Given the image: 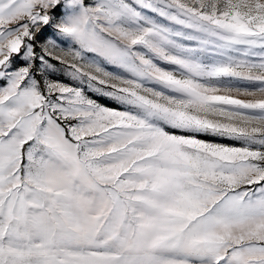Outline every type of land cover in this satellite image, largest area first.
Returning a JSON list of instances; mask_svg holds the SVG:
<instances>
[{"label":"rangeland","instance_id":"obj_1","mask_svg":"<svg viewBox=\"0 0 264 264\" xmlns=\"http://www.w3.org/2000/svg\"><path fill=\"white\" fill-rule=\"evenodd\" d=\"M0 264H264V0H0Z\"/></svg>","mask_w":264,"mask_h":264},{"label":"crops","instance_id":"obj_2","mask_svg":"<svg viewBox=\"0 0 264 264\" xmlns=\"http://www.w3.org/2000/svg\"><path fill=\"white\" fill-rule=\"evenodd\" d=\"M123 256H125V258H126V257H129V253H128V252H124V253H123ZM124 261H125V259H124Z\"/></svg>","mask_w":264,"mask_h":264}]
</instances>
